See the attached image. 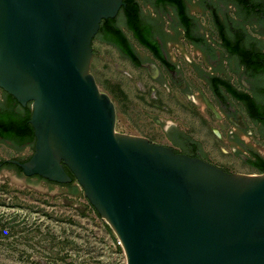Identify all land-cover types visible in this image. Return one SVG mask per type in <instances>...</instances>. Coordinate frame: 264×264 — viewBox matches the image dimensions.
Masks as SVG:
<instances>
[{
	"label": "water",
	"instance_id": "1",
	"mask_svg": "<svg viewBox=\"0 0 264 264\" xmlns=\"http://www.w3.org/2000/svg\"><path fill=\"white\" fill-rule=\"evenodd\" d=\"M126 5L0 0V88L31 103L36 137L28 160L5 162L61 184L73 181L68 167L127 264H264V172L116 129V105L91 71L93 41Z\"/></svg>",
	"mask_w": 264,
	"mask_h": 264
},
{
	"label": "rangeland",
	"instance_id": "2",
	"mask_svg": "<svg viewBox=\"0 0 264 264\" xmlns=\"http://www.w3.org/2000/svg\"><path fill=\"white\" fill-rule=\"evenodd\" d=\"M93 47L91 71L100 89L116 105V129L170 144L167 134H177L170 125L179 115L176 104L182 109L188 105L186 101L174 100L180 91L174 87L169 92L158 86L149 71L136 68L115 47L99 38L93 41ZM245 116L248 117L247 113ZM214 119L206 109V117H202L206 126ZM252 125L255 134L244 138L264 156V141ZM201 126L200 141L209 160L231 172L259 174L233 152L227 134L220 135L213 126ZM33 152V146L18 149L0 141V159H26ZM237 153L246 154L245 150ZM31 177L26 178L16 168L0 171V264H127L117 234L96 214L84 192L76 196L68 186ZM75 185H79L78 181Z\"/></svg>",
	"mask_w": 264,
	"mask_h": 264
},
{
	"label": "flooded vegetation",
	"instance_id": "3",
	"mask_svg": "<svg viewBox=\"0 0 264 264\" xmlns=\"http://www.w3.org/2000/svg\"><path fill=\"white\" fill-rule=\"evenodd\" d=\"M138 2L143 20L149 26L148 40L153 46L143 44L130 28L125 14L127 5L120 10L116 21L129 37L136 56L132 59L111 45L133 66L149 71L157 85L164 89L176 87L186 95L191 94L195 88L204 87L208 90L209 97L203 90L198 97L206 103L218 125L223 121V125L225 123L237 126V130L227 135L229 143H232L233 152L241 157L242 162L251 166L255 154L263 155L261 150L248 145L243 137L255 134V129L247 122L245 115L247 113L248 119L258 130L260 139L264 141V111L252 116L246 103L238 99L233 91L218 85L216 80L222 78L230 81L238 90L256 97L264 108V64L262 70H252L241 64L240 55L232 49L234 46L242 45L252 54L264 53V0H138ZM210 25L215 28V32L209 29ZM214 36H218L221 41L219 49H213L208 41L209 37ZM135 44L142 50H138ZM187 45H191L190 51ZM0 90L1 104L7 96L2 88ZM28 104L29 102L23 106L27 107ZM170 125L177 134H167L170 144H161L169 145L177 152L198 156L214 163L206 156L205 147L200 141L192 138L180 126ZM0 141L15 148L11 141H4L1 138ZM175 147L180 149L177 150ZM238 150H245L246 154H238ZM30 157L19 160L26 161ZM218 166L228 170L222 165ZM5 168L10 169L2 164L1 170ZM66 169L70 175L73 174L68 167ZM36 176L38 175H34Z\"/></svg>",
	"mask_w": 264,
	"mask_h": 264
},
{
	"label": "trees",
	"instance_id": "4",
	"mask_svg": "<svg viewBox=\"0 0 264 264\" xmlns=\"http://www.w3.org/2000/svg\"><path fill=\"white\" fill-rule=\"evenodd\" d=\"M127 7L125 8V14L128 18L130 28L135 32L136 37L145 45L153 46L148 40L149 26L144 23L141 6L138 0H125ZM96 38H101L103 41L113 44L119 48L124 54L134 59L136 56L133 46L121 26L116 21V18L104 19L101 23L100 31ZM229 43V42H227ZM233 51L240 55L241 64L250 67L255 71L263 69L264 64V53L252 54L249 50L245 49L242 45L232 47ZM262 67V68H261ZM218 85H223L229 90L233 91L235 96L244 101L249 109L252 116H257L258 112L264 111L263 106L260 102L251 95L250 93L238 90L230 81L219 78L216 80ZM6 94V100H2L0 104V138L4 141H11L14 146L21 149L24 146L35 145V132L34 127L30 123L32 115L31 103L27 107H24L14 96L10 95L4 90ZM199 144L198 142H196ZM255 159L251 161V166L259 170L261 173L264 172V156L255 154ZM23 161V160H22ZM8 168H16L20 172L22 169L15 164L6 163L5 159L0 161ZM73 181L66 184H61L53 181H49L53 184H61L70 187V193L76 196L83 195V189H80L79 185H75L77 179L73 174ZM89 201V199H87ZM89 204L94 209L96 214L100 216L97 209L89 201Z\"/></svg>",
	"mask_w": 264,
	"mask_h": 264
},
{
	"label": "crops",
	"instance_id": "5",
	"mask_svg": "<svg viewBox=\"0 0 264 264\" xmlns=\"http://www.w3.org/2000/svg\"><path fill=\"white\" fill-rule=\"evenodd\" d=\"M144 23L148 24L146 21H144ZM209 29H211L212 31L215 32V28L212 25L209 26ZM100 40L103 43L111 45L110 43L105 42L102 39H100ZM208 41H209V43H210V45L212 46L213 49L221 48L220 47L221 46V41H220L218 36H214L213 38L209 37ZM135 46L137 47L138 50H142V48L138 44H135ZM191 48H192L191 45H187L188 51H190ZM94 53H95V51H94ZM174 58H175V56H174ZM205 68H207V67H205ZM168 86H170V84H168ZM173 88L174 87H172V86L171 87H167L166 90L171 92V91H173ZM202 90H203V93L206 96H208V97L210 96L209 91L206 90L204 87H203V89H202V87L201 88H195L191 94H187V95L179 90L180 94L177 93L176 94L177 97L174 98V100L175 101L176 100L177 101H182V102L186 101V102H188V105H187V107L182 109V108H180L178 106V104H176V107L178 108L179 115H178V117H176L174 119L175 121L172 122V124H176V125L180 126L181 129H184L190 136H192V138H194V139H196L198 141H200V139L203 138L202 135H199V132H198V128H200L201 125L203 126V127L201 126L202 128H204V127H209L210 128V127L213 126V130L218 129L219 132H220V135L223 134V133L229 135L231 132H234L235 130H237V126L235 124H225L224 123V125H223V121H220L219 122L220 125H218L216 119L211 121L212 123L209 122L208 125L206 126V123H204L203 120H202L203 116L206 117V109H207L206 103H204L198 97L199 93L202 92ZM167 109L170 111V108H167ZM246 120H247L248 123H250L251 126H253L251 124V122L249 121L248 117H246ZM200 132H201V128H200ZM250 167L253 168V169H256V168H254L252 166H250ZM257 171H259V170H257ZM259 173H261V172L259 171Z\"/></svg>",
	"mask_w": 264,
	"mask_h": 264
},
{
	"label": "built area",
	"instance_id": "6",
	"mask_svg": "<svg viewBox=\"0 0 264 264\" xmlns=\"http://www.w3.org/2000/svg\"><path fill=\"white\" fill-rule=\"evenodd\" d=\"M118 244L121 245V241L120 240L118 241Z\"/></svg>",
	"mask_w": 264,
	"mask_h": 264
}]
</instances>
